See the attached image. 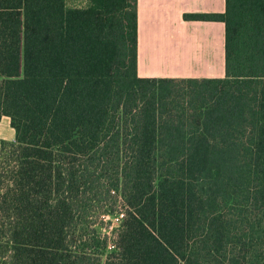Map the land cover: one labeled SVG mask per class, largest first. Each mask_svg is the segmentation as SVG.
<instances>
[{"label":"trees","instance_id":"obj_1","mask_svg":"<svg viewBox=\"0 0 264 264\" xmlns=\"http://www.w3.org/2000/svg\"><path fill=\"white\" fill-rule=\"evenodd\" d=\"M183 19L223 77H139L137 0H0V264H264V0Z\"/></svg>","mask_w":264,"mask_h":264},{"label":"crops","instance_id":"obj_2","mask_svg":"<svg viewBox=\"0 0 264 264\" xmlns=\"http://www.w3.org/2000/svg\"><path fill=\"white\" fill-rule=\"evenodd\" d=\"M224 11L225 0H137L138 76L223 77L224 23L184 20L183 14ZM14 136L10 119L1 117L0 141H12Z\"/></svg>","mask_w":264,"mask_h":264},{"label":"rangeland","instance_id":"obj_3","mask_svg":"<svg viewBox=\"0 0 264 264\" xmlns=\"http://www.w3.org/2000/svg\"><path fill=\"white\" fill-rule=\"evenodd\" d=\"M66 4H67V6H69V7H78V5L79 6H86L87 4H88V1L87 2H83V0L81 1V3H79L77 0H66ZM105 222H110L111 221V225H106L107 226V229L110 231L111 230V228L113 227H115L116 225L114 224V218H111V217H105ZM106 226L104 227V229H102V231L103 232H106ZM112 241V239L110 240V243H112L111 242Z\"/></svg>","mask_w":264,"mask_h":264},{"label":"built area","instance_id":"obj_4","mask_svg":"<svg viewBox=\"0 0 264 264\" xmlns=\"http://www.w3.org/2000/svg\"><path fill=\"white\" fill-rule=\"evenodd\" d=\"M81 7H82V6H81ZM122 217H123V215L120 214V215H118L117 217L114 218V221H113V222H114V224H115L116 226L120 223Z\"/></svg>","mask_w":264,"mask_h":264}]
</instances>
